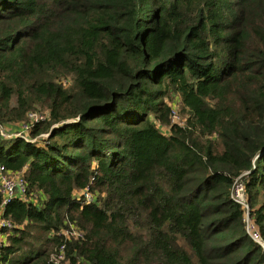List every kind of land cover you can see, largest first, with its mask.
<instances>
[{"label": "trees", "instance_id": "trees-1", "mask_svg": "<svg viewBox=\"0 0 264 264\" xmlns=\"http://www.w3.org/2000/svg\"><path fill=\"white\" fill-rule=\"evenodd\" d=\"M36 109L0 264H264V0H0V128Z\"/></svg>", "mask_w": 264, "mask_h": 264}, {"label": "built area", "instance_id": "built-area-1", "mask_svg": "<svg viewBox=\"0 0 264 264\" xmlns=\"http://www.w3.org/2000/svg\"><path fill=\"white\" fill-rule=\"evenodd\" d=\"M173 114V113H172ZM35 114L31 113L27 115V121L28 123H22L18 124L12 128H16L18 130L17 132L10 130H5L3 128H0V137L1 138H9L11 136H25L26 131L28 130V125L31 122H35L37 120H41L42 116H39L35 118ZM175 118L174 114L172 115V119ZM16 187V192H13V188ZM24 184L23 180L18 173H12L7 170H5L3 167L0 166V210L1 208L12 198H22L24 194ZM76 198H81L83 202L91 203L93 201V195L90 194L86 189L82 190L81 192L75 194ZM230 199L233 203L238 205L242 211V223L244 227V232L248 236L251 242L255 243L259 247L263 248L262 242L260 239V236L255 229V226L253 225L251 219L248 217V206L245 201V196L243 192V186L240 181L235 180L231 186L230 189ZM12 229L11 224L8 221L2 220L0 218V230L4 231V233H0V245L4 243L5 234H8ZM62 236L65 239L69 238H76L79 237V233L76 232L74 229L72 230L70 228L69 232L62 231ZM60 253V251H59ZM50 264H66L64 261H62V257L59 254L56 258H53L51 260Z\"/></svg>", "mask_w": 264, "mask_h": 264}, {"label": "rangeland", "instance_id": "rangeland-1", "mask_svg": "<svg viewBox=\"0 0 264 264\" xmlns=\"http://www.w3.org/2000/svg\"><path fill=\"white\" fill-rule=\"evenodd\" d=\"M176 109H177V108H176ZM176 109L174 110V113H175V114H174V117H175V118H173V119H174V122H178V123H180L181 121H180V120L178 119V117H177V112H176L177 110H176ZM39 111H40L39 109H36V111H34L33 114H35V116H37V117L39 116V114H40V116H41V113H40ZM37 117H35V118H37ZM16 190H17L16 187H14V188H13V192L15 193Z\"/></svg>", "mask_w": 264, "mask_h": 264}, {"label": "crops", "instance_id": "crops-1", "mask_svg": "<svg viewBox=\"0 0 264 264\" xmlns=\"http://www.w3.org/2000/svg\"><path fill=\"white\" fill-rule=\"evenodd\" d=\"M13 131H15L16 130V128H11Z\"/></svg>", "mask_w": 264, "mask_h": 264}]
</instances>
